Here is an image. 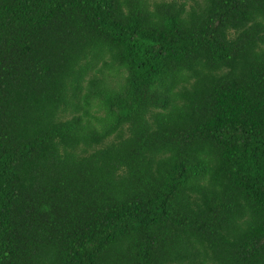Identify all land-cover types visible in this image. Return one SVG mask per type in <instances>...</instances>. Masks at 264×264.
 <instances>
[{
	"label": "trees",
	"instance_id": "16d2710c",
	"mask_svg": "<svg viewBox=\"0 0 264 264\" xmlns=\"http://www.w3.org/2000/svg\"><path fill=\"white\" fill-rule=\"evenodd\" d=\"M0 264H264V0H0Z\"/></svg>",
	"mask_w": 264,
	"mask_h": 264
}]
</instances>
